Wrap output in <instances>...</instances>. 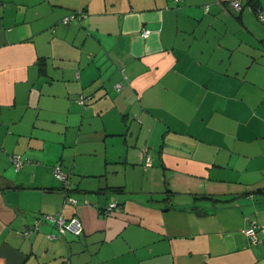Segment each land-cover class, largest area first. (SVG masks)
<instances>
[{"label":"crops","instance_id":"obj_1","mask_svg":"<svg viewBox=\"0 0 264 264\" xmlns=\"http://www.w3.org/2000/svg\"><path fill=\"white\" fill-rule=\"evenodd\" d=\"M227 2L0 0V264H264V21Z\"/></svg>","mask_w":264,"mask_h":264},{"label":"built area","instance_id":"obj_2","mask_svg":"<svg viewBox=\"0 0 264 264\" xmlns=\"http://www.w3.org/2000/svg\"><path fill=\"white\" fill-rule=\"evenodd\" d=\"M241 7H242V0H228V8L234 9V10H240ZM207 9H208V5H205V10H207ZM84 15H85V12H83V11L72 12L69 15L64 16L62 18V22L64 24H67L70 22L71 19L79 18V17L84 16ZM258 18L261 20H264V11L259 10ZM141 33L143 36H148L149 30L144 28V29H142ZM115 86H116V88L119 89L121 87V84L116 83ZM79 101L80 102L83 101L82 97H79ZM10 159L12 160V162H14L16 169H18L21 166L22 157L20 154L14 153L10 156ZM145 165L146 166L151 165V159H150L149 155L146 156ZM52 172H53L54 176L57 177L58 179L62 180L66 186L68 185V182L66 180V175L60 170V168L58 166L53 167ZM66 200L72 204H77V199L73 196H68ZM106 209H107V213H110V211H112V210H119V206H117L116 201H110L107 204ZM41 219L53 221L60 233H64L65 231H70L74 234H79L83 229L82 223H81L79 218L70 217V218L66 219L62 216V214L58 213L57 215L43 214L41 216V218L36 219L31 225H28L27 226L28 228H26L23 231V233L28 234V233L32 232L33 229L37 227L38 222ZM243 231H244V234L246 236H248L251 243H254L258 240V233L259 232L264 233V227H258L255 224V222L252 221L250 223V225L248 227H246Z\"/></svg>","mask_w":264,"mask_h":264},{"label":"trees","instance_id":"obj_3","mask_svg":"<svg viewBox=\"0 0 264 264\" xmlns=\"http://www.w3.org/2000/svg\"><path fill=\"white\" fill-rule=\"evenodd\" d=\"M244 8H247V9H249L250 11H252L255 15H256V17H258V12H259V10H261L262 11V9L260 8V6H259V3H258V0H242V7H241V9L240 10H234V9H230V8H228V2H227V9H229V10H231V11H235V12H239V11H241V10H243ZM261 20V19H260ZM261 21H264V20H261ZM63 23V22H62ZM64 24V23H63ZM68 24V23H67ZM40 63H43V62H41L40 61ZM121 88V87H120ZM119 88V89H120ZM116 89H118V88H116ZM79 97H82V99H83V101L82 102H80L79 101ZM88 99H89V96H86V95H83V94H79L78 96H77V98H76V102L79 104V105H81L82 107H86V105H87V101H88ZM12 154H14V153H12ZM12 154H10L9 155V159H10V156L12 155ZM19 154V153H18ZM21 155V154H20ZM21 157H22V164H21V166L18 168V169H16L15 168V164H14V162H12L13 163V165H14V168H15V170H19L21 167H22V165L25 163V162H27L28 160H27V158L26 157H23L22 155H21ZM11 160V159H10ZM12 161V160H11ZM59 168H60V166L59 165H57ZM53 167H55V166H53ZM53 167H52V169H53ZM60 170H61V168H60ZM62 171V170H61ZM63 172V171H62ZM53 173V172H52ZM64 173V172H63ZM65 174V173H64ZM66 175V174H65ZM66 180H67V175H66ZM67 182H68V180H67ZM64 183V182H63ZM65 185V184H64ZM64 188H66V190H67V192H68V194H67V197L68 196H73L72 194H71V191H72V189L70 188V185H69V182H68V185L66 186H64ZM108 188H110L113 192H115V193H120V192H124V190H123V187L122 186H110V187H108ZM74 197V196H73ZM77 199V198H76ZM112 201H114V200H112ZM77 202H78V199H77ZM87 201H86V199H83V203H86ZM110 202V201H109ZM108 202V203H109ZM107 203V204H108ZM117 203V206H119V210L121 209V206H122V204L121 203H118V202H116ZM107 204H106V206L104 207V209H103V212H105V213H107V209H106V207H107ZM43 215V214H42ZM42 215H38L37 217H36V219H39V218H41V216ZM41 220H43V219H41ZM40 220V221H41ZM28 226V225H27ZM57 228V227H56ZM81 233V232H80ZM79 233V234H80ZM74 234V233H73ZM79 234H74V235H79Z\"/></svg>","mask_w":264,"mask_h":264},{"label":"rangeland","instance_id":"obj_4","mask_svg":"<svg viewBox=\"0 0 264 264\" xmlns=\"http://www.w3.org/2000/svg\"><path fill=\"white\" fill-rule=\"evenodd\" d=\"M244 10H247V8H244ZM233 12L236 13V14L238 13V12H235V11H233Z\"/></svg>","mask_w":264,"mask_h":264}]
</instances>
